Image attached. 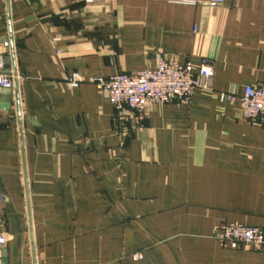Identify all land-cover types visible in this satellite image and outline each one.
Instances as JSON below:
<instances>
[{
	"label": "crops",
	"instance_id": "crops-1",
	"mask_svg": "<svg viewBox=\"0 0 264 264\" xmlns=\"http://www.w3.org/2000/svg\"><path fill=\"white\" fill-rule=\"evenodd\" d=\"M0 264H264V124L218 92L264 83V0H0ZM215 63L212 90L120 120L89 80ZM86 78L70 87L67 77Z\"/></svg>",
	"mask_w": 264,
	"mask_h": 264
},
{
	"label": "built area",
	"instance_id": "built-area-1",
	"mask_svg": "<svg viewBox=\"0 0 264 264\" xmlns=\"http://www.w3.org/2000/svg\"><path fill=\"white\" fill-rule=\"evenodd\" d=\"M111 0H86L88 3ZM225 0H185L193 4L221 6ZM6 52L0 48V90L12 89L13 78L5 71ZM215 76V63L205 58L198 70L191 63L181 64L162 56L158 57L154 69L138 72H118L109 77H97L89 80L109 99L120 120H129L133 126H139L147 117L151 104L156 102H176L188 104L197 88L212 90ZM67 83L74 88L86 81L78 72L67 77ZM223 102L239 101L245 118L254 123L264 124V83L247 86L242 94L236 90L218 92ZM3 199L0 193V200ZM215 239L224 248L248 245L254 250L264 246V229L241 223H223L215 228ZM7 237L0 235V245L5 246Z\"/></svg>",
	"mask_w": 264,
	"mask_h": 264
}]
</instances>
